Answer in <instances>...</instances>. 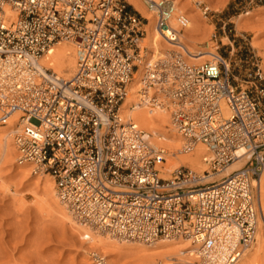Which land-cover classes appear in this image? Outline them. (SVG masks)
Listing matches in <instances>:
<instances>
[{"label": "built area", "instance_id": "2783aa9c", "mask_svg": "<svg viewBox=\"0 0 264 264\" xmlns=\"http://www.w3.org/2000/svg\"><path fill=\"white\" fill-rule=\"evenodd\" d=\"M144 5L155 28L176 42L188 18L175 0ZM147 22L123 0H0V124L19 113L16 161L52 177L79 221L142 241L177 236L207 252L221 232L235 242L213 264H237L262 215L256 183L264 172V73L252 62L243 86L217 52L201 64L174 52L146 58ZM62 41L74 49L69 78L38 65ZM140 70V100L130 108L164 106L183 153L205 146L201 172L180 166L164 177L163 150L133 119L122 120Z\"/></svg>", "mask_w": 264, "mask_h": 264}, {"label": "bare ground", "instance_id": "6f19581e", "mask_svg": "<svg viewBox=\"0 0 264 264\" xmlns=\"http://www.w3.org/2000/svg\"><path fill=\"white\" fill-rule=\"evenodd\" d=\"M126 1L148 20L145 24L146 35L143 40L146 58L154 60L174 52L175 54L181 53L185 58L187 57L189 64H195L216 54V51L210 48L194 50L196 41H200L199 39H195V36L201 31V25L198 23L199 18L195 16L196 11L193 12L195 13L194 18L187 22L186 26L178 34L177 41L174 42L172 40L175 37L172 32L167 31L163 35L155 28V16L153 12H150L146 8L144 0ZM192 14L191 16H193ZM225 40L226 38H224L223 44H226ZM38 65L52 69L65 78L71 77L75 73L73 45L65 41L54 44L51 54L40 58ZM140 77L141 70L135 74L129 86V95L121 105L120 113L122 120L133 119L141 129L150 135V141L163 150L165 162L161 165V171L164 177H169L170 173L180 166H186L195 171L204 170L206 166L202 158L207 153L205 146L198 143L191 152L183 153L181 150L183 138L173 127L169 112L164 106L150 108L147 105H138L134 109L130 108L133 103L138 104L140 100ZM5 123L6 126L0 127V171L3 166L2 164H6L9 160H12L10 161L11 164H18L17 169L19 171H28L30 169L28 164L18 163L17 159L13 160L14 157L12 156L13 153L16 154V149L14 145V148L11 147V138L15 128L20 124L19 113H15ZM239 166V163H233L227 168L225 173L227 174ZM51 179H48L44 183L45 187L43 186V188L45 189L43 191L46 197L49 196V200H51L52 205L56 208V210L54 208L55 212H58L67 221V224H70V227L77 229L78 234L82 232L84 233L83 235H87L93 245L91 249L94 251H104L107 254L106 256H110L112 264H121L120 260L124 258H131L133 264H193L196 262L213 264L221 262V258L227 251L228 243L232 245L235 242V238L225 237L223 239L220 236L221 232H218L216 247L213 251L207 252L200 248L199 243H192L177 236L158 237L149 241L117 236L103 227L81 223L59 199L54 180ZM256 185V203L259 210H262V215L258 214L257 216L258 227L252 246L253 249L250 248L251 252L247 253L248 255L242 264H264V172L261 173ZM8 192H12L10 186L5 184L0 176V193L4 194ZM218 231L220 230L218 229Z\"/></svg>", "mask_w": 264, "mask_h": 264}, {"label": "rangeland", "instance_id": "374dc122", "mask_svg": "<svg viewBox=\"0 0 264 264\" xmlns=\"http://www.w3.org/2000/svg\"><path fill=\"white\" fill-rule=\"evenodd\" d=\"M123 1L130 6L129 11L143 17L128 1ZM175 3L188 21L194 18L195 11L199 18L201 31L195 39L200 41H196L194 50H215L218 46L215 51L230 62L238 85L245 86L251 79L249 75L256 69L252 62H258L264 73V0H175ZM204 9L208 10L207 15L202 13ZM224 38L226 44H223ZM185 60L188 63L187 57ZM207 60L211 58L195 64ZM12 156L16 160V154ZM10 161L2 164L0 171L1 180L12 191L0 193V264H97L95 251L112 264L104 251L91 249L93 245L87 235L78 234L77 229L55 212L56 208L43 191L44 183L52 177L35 175L31 168L19 171L18 164ZM250 248L237 264L244 262ZM128 259H121V264H133V260Z\"/></svg>", "mask_w": 264, "mask_h": 264}, {"label": "trees", "instance_id": "16d2710c", "mask_svg": "<svg viewBox=\"0 0 264 264\" xmlns=\"http://www.w3.org/2000/svg\"><path fill=\"white\" fill-rule=\"evenodd\" d=\"M127 7H128L129 9H131L130 6H127Z\"/></svg>", "mask_w": 264, "mask_h": 264}]
</instances>
